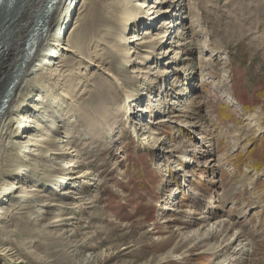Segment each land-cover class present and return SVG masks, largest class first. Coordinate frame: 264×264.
<instances>
[{"label": "rangeland", "instance_id": "rangeland-1", "mask_svg": "<svg viewBox=\"0 0 264 264\" xmlns=\"http://www.w3.org/2000/svg\"><path fill=\"white\" fill-rule=\"evenodd\" d=\"M116 1L77 0L68 40L88 31L84 47L41 93L58 129L46 127L40 148L68 137L88 179L67 196L50 189L42 153L40 169L29 166L21 180L17 168L28 162L15 147L16 109L0 123V188L8 179L51 205L39 223L28 213L34 197L6 212L0 246L15 258L0 264H82L88 255V264H264V132L236 136L248 114H264V0H119L117 16L130 11L137 33L111 20ZM167 8L171 16L147 21ZM138 33L149 35L141 46L131 44ZM34 84L28 77L23 101L36 97ZM175 190L178 211L168 202ZM203 212L239 231L247 249L239 263L185 239Z\"/></svg>", "mask_w": 264, "mask_h": 264}, {"label": "bare ground", "instance_id": "bare-ground-1", "mask_svg": "<svg viewBox=\"0 0 264 264\" xmlns=\"http://www.w3.org/2000/svg\"><path fill=\"white\" fill-rule=\"evenodd\" d=\"M76 2L77 0H0V94L2 89L5 88L6 91L0 102V123L4 121L11 109H16V123L19 133L17 135L15 147L18 151H23V158H26L24 160L25 162H28V165L26 166L18 165L19 167L17 169L20 171L19 178L23 180L27 174L29 166H34L35 169H40L42 164V158L40 155L44 153L47 165L43 173L48 181L55 182V184L52 183L50 189H54L58 192L61 191L63 196H67L66 193L69 192V189L78 188L75 184L77 179L86 181L89 174L87 171L80 169V165H78L79 163L76 161L77 156L72 151L71 144H68V137H64L66 139L56 143V145L48 143L45 147L40 148L39 143L41 140L47 138L49 136L48 133L51 134V132L58 129V126L56 125L57 122L51 124V121L48 119L50 115L48 116L46 113L43 101L44 97H41V93H44V89L48 87L44 86V81L51 77H60L63 74L64 71L61 69L63 67L62 65L66 62L65 58L68 54H79V51L84 47L88 31H84L80 38L73 43H69L68 40L69 33L74 29L76 24V22L73 24L70 22L74 19L71 15L73 14L72 12ZM165 2H167L165 5L169 4V0H165ZM120 8L119 0L113 3L108 11V13L111 14V20L118 19L119 23L124 22L126 23V26L128 24L130 26L131 24L134 33H137V30L135 29L138 24L136 21L137 17L130 16V11L121 12V17H118L117 14H119ZM96 10L98 9L96 8ZM168 10L169 8L164 11L159 10L157 11L158 13L155 12L152 14H155L154 16H149V18L146 17V19L147 21L152 22L153 18L151 17L163 13L170 14L171 16V11ZM62 12L64 17H62ZM75 15L76 12L74 16ZM105 18L107 17L101 14L95 15V21H105ZM166 27H168V23H164L161 26V28ZM147 34L148 33L142 37L139 33L132 34L131 44L134 45L136 43L138 46L143 45V42L141 44L138 42L147 38V36H149ZM159 39H162V37H159ZM138 48L139 47H137V49ZM66 64L68 65L70 62H66ZM28 77L35 80V84L32 86V92L35 93L36 97L33 95L31 99L23 101L20 98V91L26 84ZM38 98L41 99L38 100ZM55 99L56 98H53V102L50 100L52 108L57 103ZM263 118L264 114L259 110L248 114L245 119L247 122L246 125L236 132V136L239 137L242 135L244 138H248L251 134L263 133L264 131L261 126ZM41 123H44V125L41 126ZM47 126L51 128V132L46 128ZM200 140H202V137ZM208 153L209 155L211 154L210 152ZM26 154H30V157ZM5 160L7 161V159ZM9 162H11V159ZM59 163L62 164L60 165ZM3 183L2 188H0V224L4 223L6 212L15 207V204L20 203L23 205V202H25L24 205H26L27 202H29L28 198L34 197L30 195V192L23 189V187H20L22 190L14 188L15 185L12 184V182H9L8 179ZM177 195L178 192L175 190L168 198V202L175 207V211H178L179 209V205L176 203ZM37 198L34 197V200L32 201L33 204H35L31 207L33 211H28L30 218L35 220V222H38L42 214H44L45 210L43 209L51 206L49 203L41 205V202ZM213 208L215 209L216 206L212 207V209ZM205 214L206 213L203 212V217L200 221L196 222L198 219H194V222H192V224L190 223L193 229L190 232L184 233L185 239L193 242L196 246L203 247L205 251L215 254L217 260L222 258L223 263H227L231 259L232 262L235 261L239 263L240 259H244L247 253L246 243L242 240L239 231H233V228L227 221L217 219L214 221L209 213V215ZM211 215H213V213ZM231 248H234L232 251H236L235 254L238 255L237 258H233L232 256L229 257V255L227 256V252H229ZM8 253L14 255L12 257L15 258V253L12 248L0 246V256H9L10 254L8 255ZM93 258V255H88L87 258L83 260L82 264H88Z\"/></svg>", "mask_w": 264, "mask_h": 264}, {"label": "water", "instance_id": "water-1", "mask_svg": "<svg viewBox=\"0 0 264 264\" xmlns=\"http://www.w3.org/2000/svg\"><path fill=\"white\" fill-rule=\"evenodd\" d=\"M1 108V107H0Z\"/></svg>", "mask_w": 264, "mask_h": 264}]
</instances>
